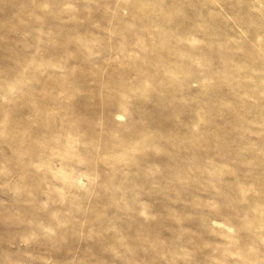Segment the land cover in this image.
<instances>
[{
  "label": "rangeland",
  "instance_id": "obj_1",
  "mask_svg": "<svg viewBox=\"0 0 264 264\" xmlns=\"http://www.w3.org/2000/svg\"><path fill=\"white\" fill-rule=\"evenodd\" d=\"M0 264H264V0H0Z\"/></svg>",
  "mask_w": 264,
  "mask_h": 264
}]
</instances>
